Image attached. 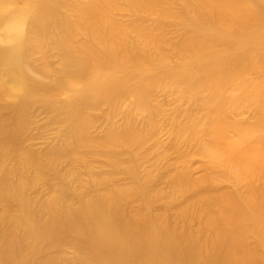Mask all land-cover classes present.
<instances>
[{
    "label": "rangeland",
    "instance_id": "obj_1",
    "mask_svg": "<svg viewBox=\"0 0 264 264\" xmlns=\"http://www.w3.org/2000/svg\"><path fill=\"white\" fill-rule=\"evenodd\" d=\"M88 1L50 0L49 66L40 59L42 71L30 69L41 86H26L15 122L0 114V264H135L141 246L125 242L130 231L119 212L140 204V217L155 210L161 217L197 203L210 187L261 185L243 172L236 180L242 178L236 161L217 145L233 147L237 156L262 146L264 156V141L254 146L264 127L245 122L253 117L249 100L234 97L264 84V18L252 15L226 36L212 20L201 24L183 11L159 17L120 1L110 10L122 21H159L156 42L125 27L119 37L88 23L73 11ZM61 24L72 37L61 34ZM91 30L121 50L82 52L84 40L94 44ZM190 38L194 45L183 48ZM180 178L194 190L174 181ZM111 232L119 236L114 242L106 240Z\"/></svg>",
    "mask_w": 264,
    "mask_h": 264
},
{
    "label": "bare ground",
    "instance_id": "obj_2",
    "mask_svg": "<svg viewBox=\"0 0 264 264\" xmlns=\"http://www.w3.org/2000/svg\"><path fill=\"white\" fill-rule=\"evenodd\" d=\"M118 1L133 6L136 12L152 9V13L159 17L163 14L180 17L183 11L192 17V21L201 24L203 21L212 20L221 26L226 36H232L231 32L234 30L244 29V22L252 15L257 22L264 18V5L249 0H192L191 6L190 0H184L179 6L164 0H91L75 6L73 11L93 26H107V31L119 37L121 28L125 27L138 35L149 36L156 42L161 41L162 38L154 32L159 21L151 26L144 25L143 20L125 18L122 21V18L111 16L109 12L117 7ZM50 29V0H0V114L6 113L3 116L8 121L10 119L15 122L19 118L23 103L28 98L26 86H41L37 80L31 78L30 72L42 71L35 64L40 59L43 60L40 63L45 70L49 66L52 54ZM60 31L66 37H72L74 33L65 24L60 25ZM92 31L87 32V38L94 44L84 40L78 47L82 52L97 57L98 53L104 56L121 50L122 46L108 42ZM161 34L165 36L164 32ZM194 40L195 38L184 39L183 48L194 45ZM263 96L264 84L258 88L251 86L234 96L249 100L244 103L251 106L253 117L247 118L245 122L253 119L254 124L261 123L264 127ZM251 100L260 102L253 103ZM9 133L4 135L10 136ZM263 141L264 135L255 138L254 143L257 144L254 146L262 145L259 143ZM217 148L222 155L232 156L233 162L236 161L235 166L239 167L242 177L233 175L236 180L243 181L244 174H252L250 178L260 181L261 185L246 180L239 185H232V190L219 186L210 187L197 203L187 202L173 214L161 217L160 210H155L148 218L143 215L140 217V204L137 209L130 208L127 212H119V217L127 224L128 230L125 233L130 231L129 239L125 242L141 246L135 264H264V175H259L258 172L264 168V156L259 155V148L263 147H254L251 153L242 156H237L235 149L229 145H217ZM174 181L185 182L187 189L194 190L192 181L188 183L184 178ZM120 203L114 201L113 206ZM55 220L58 226L62 225L60 220ZM106 237L108 242H114V237L119 238L117 233L112 232ZM116 254L106 253V256L111 258ZM45 258L48 259V256ZM113 262L107 259L99 264Z\"/></svg>",
    "mask_w": 264,
    "mask_h": 264
}]
</instances>
